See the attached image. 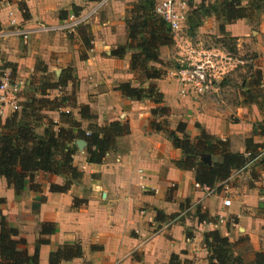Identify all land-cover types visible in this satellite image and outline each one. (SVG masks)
I'll return each instance as SVG.
<instances>
[{
  "label": "crops",
  "instance_id": "1",
  "mask_svg": "<svg viewBox=\"0 0 264 264\" xmlns=\"http://www.w3.org/2000/svg\"><path fill=\"white\" fill-rule=\"evenodd\" d=\"M96 1H0V31L9 29L11 17L29 27L40 22L56 24L73 12V7L80 8L81 12ZM187 2L189 9L192 2ZM19 4L25 5L26 16ZM115 5L113 0H106L81 25L87 26L92 36L91 48L84 59L80 57L85 49L79 28L71 33H34L26 41L12 35L0 37V64L11 72L12 78L21 80L23 87L25 77L38 72H54L57 77L71 73L73 81L69 80L64 87L75 96V105L71 107L79 113V107L85 105L95 116L89 120L79 115L76 121L80 126L75 130H86L90 122L100 125L118 120L129 125V133L117 138L115 147L106 153L101 163L87 162L86 148H77L73 164L82 172V177L65 192L49 190L51 183L63 184V177L40 174L41 192L28 190L29 183L17 198L13 188L0 176V198L5 200L0 209L7 222L16 228L18 237L25 239L24 247L29 253L39 236L40 223L55 224L54 232L47 236L49 243L39 247V264H48L51 250L73 242L81 245L82 255L61 264H168L172 253L179 255L181 264H208L203 234L213 229H219L235 243L239 237H247L253 252L264 251V194L259 192L264 189V165L252 161L234 170L223 186H219L220 194L209 196L194 187L193 170L175 167L173 161L180 157V150L173 147L164 133L150 128V109L154 104L149 99L127 98L115 90L121 82L138 85L129 69L130 51L122 58L111 55V50L125 44L127 39L124 18L129 5ZM225 31L236 38L239 54L244 48L245 56L253 57L242 58L234 68L259 69L264 90V13L253 24L245 18L226 24ZM204 34L221 37L215 16L203 19L189 35V41L201 47ZM221 48L220 45L217 49L222 54ZM181 49L185 51L182 38L170 46L160 47L161 60H174L175 65L167 68L162 78L151 81L170 109L171 128L184 121L188 131L196 137L199 130L193 126L195 122L216 138L228 139L232 147L236 146L233 151L243 152L245 138L252 135V124L262 119L257 106L239 103L245 87L230 92L233 89L228 82L227 65L230 63L224 64L218 73V83L210 93L198 98L182 94V86L173 77L182 61L175 55H185ZM254 140L261 142L263 138L254 136ZM223 195L230 199L229 206H223ZM37 196L44 199L35 212L31 204ZM185 202L191 211L200 207L215 221L221 215L223 222L218 228L213 226L215 221L199 223L197 216L191 222L185 215L188 208H182ZM157 211L164 215L162 220H155ZM157 228L161 230L156 231Z\"/></svg>",
  "mask_w": 264,
  "mask_h": 264
},
{
  "label": "trees",
  "instance_id": "2",
  "mask_svg": "<svg viewBox=\"0 0 264 264\" xmlns=\"http://www.w3.org/2000/svg\"><path fill=\"white\" fill-rule=\"evenodd\" d=\"M156 3V0H133L126 10L124 22L127 39L125 44L117 45L112 49L111 55L122 58L130 51L129 69L139 85H132L130 81L121 82L115 86V90L127 98L149 99L154 104L150 110L152 117L150 128L165 133L173 147L180 150V157L173 161L175 167L181 170H193L195 182L200 185L214 187L229 178L234 170L242 169L252 161L263 166L264 118L252 124V135L245 138L243 152L232 151L228 139L216 138L198 123L195 126L199 129V133L193 139L189 137L187 124L184 121H179L174 129L169 128L170 109L164 103L163 94L151 81L161 78L166 72L167 65L160 58V47L170 46L173 42L176 43L178 38L163 18L155 12ZM203 3L194 6V10L186 18L189 35L201 25L204 17L215 16L219 21L221 37L218 41L221 49L232 53H236V38L226 33L225 25L243 18L256 23L264 13V0H213L208 4ZM19 7L26 16L25 5L19 4ZM72 10L78 13L80 8L75 6ZM81 25L76 29L79 28L78 32L85 49L80 56L84 59L87 56L86 51L91 48L92 36L89 28ZM247 67L249 75L244 77L242 87H245V90L241 91L239 103L255 104L264 113L261 71L252 66ZM38 70L45 71L42 68ZM41 75L43 77L37 81L40 84H36V91L41 96L46 95V91L51 89L66 87L68 81H73L74 78L70 72L61 73L55 82L46 84L44 76L47 74ZM42 81L44 89H42ZM30 83L33 85L35 81ZM69 98L66 96L56 103L54 99L31 95L29 102L21 103V113L13 112L5 117L3 122L0 117V176L4 177L7 184L13 188L15 197L19 198L29 183L31 190L40 191L41 186L36 179L40 174L59 175L65 179L61 185L50 184L49 190L53 192H65L72 183L78 182L82 172L73 164V156L77 150L75 139L83 138L86 141L87 162L101 163L106 153L115 147L117 138L129 133L128 122L118 120L100 125L90 122L86 130H75L78 125H74V122L69 128L55 129L57 123L45 118L42 112L55 110L59 106H74L75 96H73V104L69 103ZM79 114L83 119L92 120L95 117L85 105L79 107ZM45 119V126L39 133L38 124ZM254 136L262 137L263 140L255 142ZM201 155H209L211 164L203 162ZM259 192L264 194V189H260ZM43 199L42 196L35 198L31 204L33 211H38ZM2 203L4 199L0 198V204ZM195 215L199 223L215 221L200 207H196ZM155 217V220L159 221L164 215L157 211ZM54 230L55 224L41 222L39 236L33 251L29 253L24 247L25 240L18 237V231L7 222L0 209V264H39V247L49 243L47 236ZM203 245L207 250L208 264H244L242 256L233 252L236 243L231 242L219 229L204 232ZM81 255L82 248L79 243H64L49 252L48 264H61ZM168 264H181L179 255L172 253ZM249 264H264V251L254 252Z\"/></svg>",
  "mask_w": 264,
  "mask_h": 264
},
{
  "label": "built area",
  "instance_id": "3",
  "mask_svg": "<svg viewBox=\"0 0 264 264\" xmlns=\"http://www.w3.org/2000/svg\"><path fill=\"white\" fill-rule=\"evenodd\" d=\"M10 2L11 0H2ZM106 0H98L88 10L78 13L71 12L65 18L59 20L56 24H45L43 22L36 23L33 26H24L15 18L11 17L9 29L5 32L0 31V37L17 36L26 41L30 35L43 32H73L79 25L86 23L92 14L105 3ZM188 10L187 0H160L155 4V12L160 15L167 23L170 30L175 34L176 38H181L180 31L183 29V24L186 22ZM190 47V48H188ZM186 55L188 59L175 71V75L182 86L181 93L189 94L195 98L201 97L210 93L215 84L218 82V73L224 67L225 63L242 62L235 53L225 49L222 54L216 52V49L194 48L189 41L185 44ZM219 50V49H218ZM221 52V51H220ZM219 59V62L217 60ZM216 81V82H215ZM23 88V82L18 78H12L11 72L8 69L2 68L0 64V117H7L9 113L19 108L20 92ZM88 134V132H86ZM225 181L214 187L200 185L195 182L194 187L204 192V196L212 194H220ZM230 199L223 195V206L230 205ZM223 222L222 216L219 215L217 221L213 222V226L218 228V225ZM157 228L156 231H160Z\"/></svg>",
  "mask_w": 264,
  "mask_h": 264
},
{
  "label": "rangeland",
  "instance_id": "4",
  "mask_svg": "<svg viewBox=\"0 0 264 264\" xmlns=\"http://www.w3.org/2000/svg\"><path fill=\"white\" fill-rule=\"evenodd\" d=\"M0 1H2V0H0ZM158 1L159 0H156V2H158ZM132 2H133V0L132 1H130V0H113V5L116 4L115 6H118V5H121V3L124 4V5H129ZM191 2H192L191 3V6H190V8L188 9V12H187V17L191 14L192 10H194V7L193 6H196L197 7V6H199V4L201 2H204L203 4H208V3L213 2V1H211V0H204V1L203 0H191ZM205 18L206 17H204L203 19H205ZM183 26H184V24H183ZM179 33H180V36H181L182 41L184 42V44H186L187 42H189V38H188L189 37V31H188V27H186V24H185L184 28L181 29V31ZM203 38H204V40L201 42L202 43L201 47L200 46H197V45H195L193 43H192V46H194V48L195 47L196 48H199V50L215 48L216 49V52H218L220 54V50L217 49V48H220V45H219V41H218V38L216 37V35H214V34H204ZM236 43H237V41H236ZM177 48H179V47H177ZM188 48H190V47H188ZM242 49H240V51H241L240 54L238 53L239 51H237V49H236V53L235 54H236L237 57H240V58H248V59L253 58L251 56H245L244 52H246V50L244 48H242ZM180 51H183V50L181 49ZM183 52H185V55H184V53L182 54L181 52H180L181 54H178V55L176 54L175 55L178 58L181 57V59H182V61L180 62L181 64H182V62H184L185 60L188 59V55H186V50L183 51ZM248 54L249 53H247V55ZM163 60H165V59H162V61ZM217 62H219V59L217 60ZM229 63L231 65H229V66L227 65V67H229L228 70H230V72L228 74V76L230 77V79L228 80V82H230V86L233 88L230 92L231 93H234V92H237L238 87L241 88L243 86L244 77L246 78V76H248L249 73H248V69L246 67H245V70L244 71H243V68L242 69L234 68V66H236L239 62H236V61L232 62L231 61ZM164 64L167 65V67L165 68L166 69V72H167V68L168 69L169 68L170 69L171 68H174L175 61L172 60L171 62H169V61H166L165 60ZM181 64H179L178 66H180ZM156 66H159V65H156ZM254 69H256V68L254 67ZM166 72H165L164 75H166ZM42 77L43 76L39 72L37 74L35 73V75L32 76V77H30V78H29V76L25 77L26 84L24 85L23 88H21V92L19 94L20 95L19 108L17 110L13 111V112L21 113V111H22V105H21V103L22 102H29V96H31V95H35L37 98H40V97L44 96L45 98H48V99H51V100L54 99L56 103L59 102L60 100H62V98H65L67 96V97H70L68 99L69 103H72L73 104V102H72L73 101V95L70 94L71 93L70 90H66L64 88L63 89H51L49 91H46L47 92L46 95H42V96L39 95V93L36 91V84H40L37 81L40 80ZM44 77L46 79V84H52L53 82H55L57 76H56V74L54 72H48L47 73V76H44ZM173 77H176L177 78L176 75H173ZM33 81H35V83L33 85H31L30 82H33ZM135 84H138L139 85L138 82H136ZM261 84H262V81H261ZM41 85H42V89H44V87H43V81H42ZM232 91H234V92H232ZM215 92H219V91H215ZM214 94H217V93H214ZM219 95H222V94L220 93ZM231 95L233 96V94H231ZM71 97H72V100H71ZM231 99H232V97H231ZM257 109H258V107H257ZM258 111L260 112L261 117L263 119L264 118V113L262 111H260L259 109H258ZM13 112L9 113V115H11ZM42 114H44L45 118H48L49 120H53L54 122L57 123V125H55V129H57L58 127H66V128H69V126L73 122H74V125L80 126L79 123H77V121H76V118L80 114L78 113V109H76L75 107L73 108V107H70V106H66V107L59 106L55 110H45V111L42 112ZM9 115H7V116H9ZM79 117H81V115ZM4 118L5 117L1 118L2 119V122L4 121ZM45 121H46V119L43 120V121H41L38 124L37 131L39 133L42 131L43 127L45 126ZM260 121H256V122H260ZM195 124L196 123L194 122L193 126H195ZM168 126H169L170 129H172L170 124ZM187 131H188V129H187ZM164 135H165V133H164ZM188 135H189L190 138H192V139L194 138V136L191 135L190 131H188ZM166 138H167V136H166ZM168 140H170V139H168ZM235 147L236 146H233L232 147V145H230V149L232 151H233V149H235ZM255 170H257V169H255ZM252 175H253V173H252ZM254 175H255V173H254ZM39 178H40V175H38V177L36 178V179H38V182H40V179ZM47 178H49V176ZM39 189H40V191H33L31 189L30 190L32 192L36 193V194H39L41 192V188H39ZM219 189H220V187H219ZM28 190H29V187H28ZM23 192H22V194H23ZM226 195L228 197H231L230 194H226ZM188 205H189L188 202H185V204L184 203L182 204V208H184V207H187L188 208V209L186 208L187 211H186L185 215H187L189 217L190 221L193 222L195 220L194 217H196L195 212H194L195 210L193 209L191 211L189 209ZM233 242H235V241H233ZM206 252H207V250H206ZM233 252H234L235 255L239 254V255L242 256V258L244 260V264H249V262L254 257V252L250 249V246H249V242H248V238L247 237H239V239H237L236 245H234V247H233Z\"/></svg>",
  "mask_w": 264,
  "mask_h": 264
},
{
  "label": "water",
  "instance_id": "5",
  "mask_svg": "<svg viewBox=\"0 0 264 264\" xmlns=\"http://www.w3.org/2000/svg\"><path fill=\"white\" fill-rule=\"evenodd\" d=\"M75 144L79 150H83L84 148L87 147L86 141L83 138L75 139ZM200 158L203 162H206L207 164H211V159L209 155H201Z\"/></svg>",
  "mask_w": 264,
  "mask_h": 264
}]
</instances>
